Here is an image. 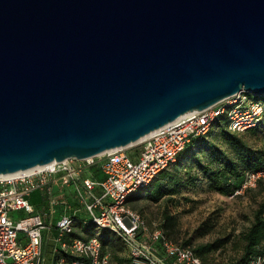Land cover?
I'll list each match as a JSON object with an SVG mask.
<instances>
[{
    "label": "water",
    "instance_id": "obj_1",
    "mask_svg": "<svg viewBox=\"0 0 264 264\" xmlns=\"http://www.w3.org/2000/svg\"><path fill=\"white\" fill-rule=\"evenodd\" d=\"M241 91L264 0H0V175L85 160Z\"/></svg>",
    "mask_w": 264,
    "mask_h": 264
},
{
    "label": "built area",
    "instance_id": "obj_2",
    "mask_svg": "<svg viewBox=\"0 0 264 264\" xmlns=\"http://www.w3.org/2000/svg\"><path fill=\"white\" fill-rule=\"evenodd\" d=\"M263 113L264 101L241 91L155 130L129 146H142L136 154L129 153L126 147L79 160L88 166L98 165L105 174L103 180L80 178L82 167L74 166V158L15 177L0 175V264H42L46 218L58 210L62 211L55 224L54 253L58 256L52 264H110L98 234L73 237L76 224L89 221L121 236L133 264H208L191 246L169 238L160 223L152 229L141 213L129 206L128 199L133 193L146 190L193 140L206 135L220 116H227L231 130L242 131L260 124ZM79 178L81 185L76 183V196L90 220L73 213V181ZM260 180H264V167L247 171L241 185L229 196L256 188ZM57 184L63 190L72 186L71 199L55 190ZM98 188L100 194L96 193ZM38 190L48 196V210H38L30 201V195ZM15 210H23L25 215L15 219ZM68 256L74 258L67 261ZM239 264H264V252Z\"/></svg>",
    "mask_w": 264,
    "mask_h": 264
},
{
    "label": "trees",
    "instance_id": "obj_3",
    "mask_svg": "<svg viewBox=\"0 0 264 264\" xmlns=\"http://www.w3.org/2000/svg\"><path fill=\"white\" fill-rule=\"evenodd\" d=\"M249 95L253 98V95ZM254 99L264 101V98L254 97ZM223 118H225L224 121H222ZM261 131L264 135V113L260 124L242 131L231 130L227 116H220L211 130L203 137L193 140L179 155L177 161L169 169L159 173L146 190L135 192L139 195L133 193L132 198L128 199V204L134 201L135 203L129 206L133 209L137 208L136 201L140 198H147L158 203L165 197H169L172 201L171 197L178 194L183 187L190 184L197 185L204 179H206L210 188L223 195H231L241 185L247 171L264 167V147L257 146L249 141L250 135L259 137ZM262 138L264 140V136ZM92 168L94 178L99 180L105 178V174L100 171V168L96 165H92ZM258 187H264V180L258 182L256 188ZM254 189H248L246 193ZM35 193H38V191L30 195V201L36 207H40L44 204L43 198L40 196L34 197ZM86 219L90 220L88 217ZM94 225L90 221L86 224L78 223L73 237L86 238L98 234L102 240L103 250L110 256V264H133L132 258L128 256L123 238L109 229H103L99 233L96 230L97 226ZM160 227L176 243L191 246L204 262L216 264L210 254L218 250L222 244L220 242H206L194 245L191 243V238L179 241L177 236L178 219L169 206L164 207ZM243 237L245 244L242 256L232 264H239L254 255L264 252V200L255 211L254 220ZM57 256L58 254L54 253V261L57 260ZM73 258V256H68L67 261Z\"/></svg>",
    "mask_w": 264,
    "mask_h": 264
},
{
    "label": "rangeland",
    "instance_id": "obj_4",
    "mask_svg": "<svg viewBox=\"0 0 264 264\" xmlns=\"http://www.w3.org/2000/svg\"><path fill=\"white\" fill-rule=\"evenodd\" d=\"M254 97L257 96L253 95V99ZM262 134L261 131L259 137L250 135L249 141L257 146L264 147L262 138L264 135ZM141 147H129L128 152L139 151ZM76 160L73 161L75 165L85 164ZM67 190H72V186H69ZM96 193L100 194L101 190L98 188ZM134 195H139V193ZM35 196H38V193H35ZM171 198L172 201L169 197H165L158 203L147 198H140L136 201L137 208L135 210L141 213L153 229L162 220L164 207L169 206L178 219L177 236L179 241L191 238V243L194 245L206 242H220L222 246L218 250L213 251L210 256H212L216 264H232V262L242 256L245 244L243 235L251 226L259 204L264 200V187H258L249 193L245 192L239 196L230 197L210 188L206 179H204L197 185L190 184L183 187L178 194ZM132 203H135V201L129 202V205L132 206ZM12 215L17 219L23 217L25 213L23 210H15ZM84 215L89 218L88 213L85 212ZM96 230L99 233L103 231L102 228L98 227ZM52 240L49 235L45 240L43 264H49L52 261Z\"/></svg>",
    "mask_w": 264,
    "mask_h": 264
},
{
    "label": "crops",
    "instance_id": "obj_5",
    "mask_svg": "<svg viewBox=\"0 0 264 264\" xmlns=\"http://www.w3.org/2000/svg\"><path fill=\"white\" fill-rule=\"evenodd\" d=\"M140 151V150H139ZM139 151H134V152H132V154H136V153H138ZM77 161V160H76ZM78 162H83V161H78ZM85 163V162H84ZM74 164V163H73ZM74 166L75 167H82V173H81V175H80V178H83V177H92V178H94L93 176H92V172H93V168L91 169V167L92 166H88L87 164H84V165H80V164H77V165H75L74 164ZM96 167H98V165H96ZM99 168V167H98ZM101 171V170H100ZM102 173H103V171H101ZM104 174V173H103ZM77 179L76 181H73V213L74 212H76V214L78 215V217L79 218H86L85 217V210H84V208H82V205L80 204V202L78 201V198H77V196H76V183H78L79 185H81V179ZM96 179V178H95ZM69 188V187H68ZM68 188H66V189H68ZM82 188V187H81ZM63 190V188H62V186L60 185V184H57V185H55V190L56 191H59V193L60 194H62V193H65V194H67V196L69 197V199H71L70 198V196H71V193H70V191L71 190ZM100 189V188H99ZM65 191V192H64ZM97 191V190H96ZM38 196H40L41 198H43L42 200L44 201V204H42L40 207H36L38 210H48L50 207H49V201H48V196L44 193V192H42V191H40V190H38ZM37 196V197H38ZM132 196V195H131ZM62 213V211H57L56 213H53V214H49L48 216H47V218H46V222H47V224H48V228L44 231V242H43V248H44V243H45V240H46V238H47V236L49 235V236H51L52 237V242H51V244L53 245L52 246V254H53V256H52V261H51V263H49V264H52V262L54 261V247H55V245H56V242H55V236H56V226H55V224H56V221L58 220V218H59V216H60V214ZM87 213V212H86ZM78 224V223H77ZM77 224H76V226H77ZM77 229V228H76ZM43 262H44V258H43ZM43 262H42V264H43Z\"/></svg>",
    "mask_w": 264,
    "mask_h": 264
},
{
    "label": "bare ground",
    "instance_id": "obj_6",
    "mask_svg": "<svg viewBox=\"0 0 264 264\" xmlns=\"http://www.w3.org/2000/svg\"><path fill=\"white\" fill-rule=\"evenodd\" d=\"M189 113H190V112L186 113V115H188ZM186 115H184V116H186ZM184 116H181L180 118H182V117H184ZM152 133H153V132H152ZM147 136H149V135H147ZM147 136H146V137H147ZM144 138H145V137H144ZM142 139H143V138H142ZM54 164H56V161H52V162L49 163L48 165H54ZM40 167H42V166H36V167H34V168H32V169L25 170V171H18V172H15V173L2 174V176H6V177H15V176H19V175H22V174H28V173H30V172H33V171L39 169Z\"/></svg>",
    "mask_w": 264,
    "mask_h": 264
}]
</instances>
